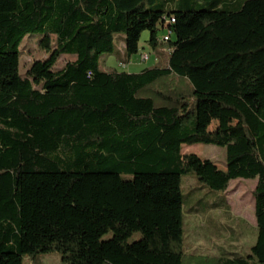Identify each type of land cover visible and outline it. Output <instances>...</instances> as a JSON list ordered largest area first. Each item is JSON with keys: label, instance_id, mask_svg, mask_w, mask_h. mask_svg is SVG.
<instances>
[{"label": "trees", "instance_id": "16d2710c", "mask_svg": "<svg viewBox=\"0 0 264 264\" xmlns=\"http://www.w3.org/2000/svg\"><path fill=\"white\" fill-rule=\"evenodd\" d=\"M167 18L165 66L100 67L117 36L127 61L144 31L155 46ZM31 33L45 56L22 74ZM198 143L224 148L225 168L181 153ZM187 174L221 193L256 180L250 251L200 257L264 264V0H0V264L53 251L63 264H184Z\"/></svg>", "mask_w": 264, "mask_h": 264}, {"label": "rangeland", "instance_id": "374dc122", "mask_svg": "<svg viewBox=\"0 0 264 264\" xmlns=\"http://www.w3.org/2000/svg\"><path fill=\"white\" fill-rule=\"evenodd\" d=\"M164 1L168 10L175 8L176 0ZM200 3L211 0H197ZM243 0H220L229 8H236ZM149 33L144 31L140 39V49L131 58L130 63H137L136 70L154 66H165L168 60V44L161 41L163 32H157V44L152 46L148 40ZM120 37L114 41V53L108 55L106 61L100 60V67L107 70L127 71V66H120L119 61H127L125 49L121 45ZM38 33L25 36L20 45V72L23 74L34 60L42 59L45 53L38 46ZM147 52L149 59L141 62L139 54ZM68 55L62 56L56 63L61 67ZM140 61V62H139ZM131 65V64H130ZM216 123L212 125L214 127ZM181 153L195 154L202 159L212 160L219 168L225 167V149L212 144H182ZM256 180L238 178L231 180L225 193L208 189L192 174L182 175L181 192L184 214V246L187 257L184 264H209L201 257L212 258L219 255L247 254L257 237L256 219L254 214L253 190ZM226 199L229 208L222 200ZM111 233L102 236V240L111 237ZM141 238V233L134 232L128 237V242ZM201 256V257H200ZM63 264L60 254L56 251L40 253L35 258L24 257L23 264Z\"/></svg>", "mask_w": 264, "mask_h": 264}, {"label": "built area", "instance_id": "2783aa9c", "mask_svg": "<svg viewBox=\"0 0 264 264\" xmlns=\"http://www.w3.org/2000/svg\"><path fill=\"white\" fill-rule=\"evenodd\" d=\"M174 23V18H167L165 19V29H167L165 35H163L162 40H164V42L168 41L170 36H171V30L168 29L169 25ZM139 59L141 62H145L149 59V55L147 52H142L139 56Z\"/></svg>", "mask_w": 264, "mask_h": 264}, {"label": "crops", "instance_id": "0c3cea01", "mask_svg": "<svg viewBox=\"0 0 264 264\" xmlns=\"http://www.w3.org/2000/svg\"><path fill=\"white\" fill-rule=\"evenodd\" d=\"M120 40H121V45H122V47L124 48V39H123V37H120ZM169 51V50H168ZM144 52V51H143ZM133 58V57H132ZM132 58H130V60H129V63L130 62H133L134 60H132ZM140 62V61H139ZM120 64V63H119ZM131 64V65H130ZM130 64H126V63H123L121 66L122 67H124V66H127V71L128 72H139L140 70H142V69H140V70H136V67H133V66H135V65H137V63H130ZM157 63L155 62L154 63V65H156ZM181 150H182V146H181ZM182 154H185V153H182ZM225 168V167H224ZM224 168H221V169H224ZM35 264H41L40 262H36Z\"/></svg>", "mask_w": 264, "mask_h": 264}]
</instances>
